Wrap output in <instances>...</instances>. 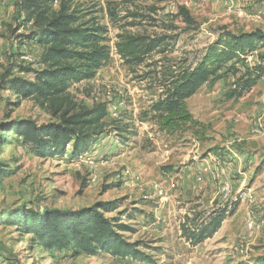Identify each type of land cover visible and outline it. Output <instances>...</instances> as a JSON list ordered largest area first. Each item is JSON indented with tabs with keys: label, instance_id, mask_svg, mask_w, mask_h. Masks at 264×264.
Returning a JSON list of instances; mask_svg holds the SVG:
<instances>
[{
	"label": "rangeland",
	"instance_id": "374dc122",
	"mask_svg": "<svg viewBox=\"0 0 264 264\" xmlns=\"http://www.w3.org/2000/svg\"><path fill=\"white\" fill-rule=\"evenodd\" d=\"M17 1L0 0V74L11 61L22 63V53L35 59L41 53L25 38L29 24L14 31L22 19ZM70 6L90 11L106 26L111 56L92 80L73 84L68 93L77 103L116 109L108 112L102 135L78 157H72L71 146L54 157H37L18 142L1 148L0 168L6 173L0 176V264H264V75L238 99L224 98L231 75L201 86L186 100L201 125L191 130L166 133L143 117L160 97L165 66L194 63L222 29L264 32V0H73ZM109 6L116 9L113 21ZM178 6L188 9L194 24L172 18ZM121 32L164 36L168 46L141 65L129 66L114 47ZM16 52L20 55L11 59ZM246 60L252 63L256 57ZM1 95L0 122L49 121L33 101L17 100L6 90ZM120 135L124 143H117ZM222 183H229L233 194L248 191L251 203L225 200ZM97 202L111 205L105 216L128 227L124 239L138 243L149 262L106 252H44L9 224L19 208L76 210ZM221 208L224 214L213 235L189 244L181 226L202 223ZM250 208L263 221L255 229L245 225Z\"/></svg>",
	"mask_w": 264,
	"mask_h": 264
},
{
	"label": "trees",
	"instance_id": "16d2710c",
	"mask_svg": "<svg viewBox=\"0 0 264 264\" xmlns=\"http://www.w3.org/2000/svg\"><path fill=\"white\" fill-rule=\"evenodd\" d=\"M73 0H19L17 12L22 25H30L27 41L41 49L36 66L11 61L0 74L1 92L9 91L17 100H31L50 117L38 124L30 118L0 122V151L18 142L37 157L61 156L71 146L72 157H78L97 141L107 127L108 109L105 103L91 105L77 103L68 93L76 83L92 80L98 70L110 60L107 28L91 17L90 11L71 8ZM111 21L116 18L115 7H107ZM132 16L137 17L136 14ZM172 18L184 24H194L188 9L178 6ZM114 47L129 66L141 65L154 53H163L168 46L163 37L121 32ZM20 53H12L15 59ZM256 57L249 63L247 56ZM233 76V83L225 99H238L248 93L264 75V32L254 29L233 32L222 29L203 55L192 64L165 66L160 76V97L143 113L161 131L175 133L201 126L193 119L186 100L201 86L211 81ZM116 124V123H115ZM115 129H120L115 125ZM194 135L197 131H193ZM120 135L117 143H124ZM217 156L223 155L215 150ZM224 161V159L222 160ZM223 163V162H222ZM0 168V176L5 174ZM111 205L97 202L80 209L31 208L16 210L11 225L21 235L31 236L33 247L44 252H70L96 255L106 252L119 258L149 262L138 243L129 242L122 235L128 230L114 217H106ZM224 209L212 212L202 223L194 221L182 225L181 231L191 245L209 238L218 229Z\"/></svg>",
	"mask_w": 264,
	"mask_h": 264
},
{
	"label": "built area",
	"instance_id": "2783aa9c",
	"mask_svg": "<svg viewBox=\"0 0 264 264\" xmlns=\"http://www.w3.org/2000/svg\"><path fill=\"white\" fill-rule=\"evenodd\" d=\"M20 59L22 61H24L25 63L27 64H30L32 66H36L37 64V59L33 58L31 55H29L28 53H22L20 55ZM247 61V60H246ZM95 99H97V97H95ZM116 109L115 106H113L112 108L110 107V109H108V112L112 115L114 113V110ZM255 132H258V131H255ZM88 161V160H87ZM90 162V161H89ZM128 172V171H126ZM96 177L95 176H91V180H94ZM223 184V183H222ZM221 184V185H222ZM220 192L222 194V197L225 199V200H232V197L234 201H243L245 200L246 202L248 203H251V195H249L250 193L248 191H243L242 189H239L238 192L236 194H233L232 192V189L230 188V184L229 183H225L221 186V189H220ZM161 193V191H160ZM251 209V208H250ZM263 223V221H258L255 217V213L254 211L251 209V210H248V214L246 216V219H245V225L248 229H255L257 228L260 224L259 223Z\"/></svg>",
	"mask_w": 264,
	"mask_h": 264
},
{
	"label": "crops",
	"instance_id": "0c3cea01",
	"mask_svg": "<svg viewBox=\"0 0 264 264\" xmlns=\"http://www.w3.org/2000/svg\"><path fill=\"white\" fill-rule=\"evenodd\" d=\"M223 164H225L224 162H223ZM223 166V165H222ZM221 167V166H220Z\"/></svg>",
	"mask_w": 264,
	"mask_h": 264
}]
</instances>
